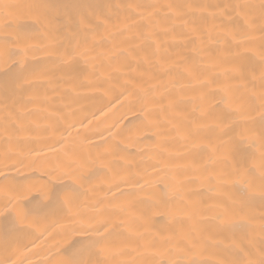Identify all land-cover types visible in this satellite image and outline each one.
Instances as JSON below:
<instances>
[{
    "label": "bare ground",
    "instance_id": "obj_1",
    "mask_svg": "<svg viewBox=\"0 0 264 264\" xmlns=\"http://www.w3.org/2000/svg\"><path fill=\"white\" fill-rule=\"evenodd\" d=\"M262 112L264 0H0V261L262 264Z\"/></svg>",
    "mask_w": 264,
    "mask_h": 264
},
{
    "label": "snow or ice",
    "instance_id": "obj_2",
    "mask_svg": "<svg viewBox=\"0 0 264 264\" xmlns=\"http://www.w3.org/2000/svg\"><path fill=\"white\" fill-rule=\"evenodd\" d=\"M261 119L264 120V112L261 113ZM77 194L78 188L72 184L67 185L63 191H57L55 189V186H52V188L45 190L41 193L42 197H45L49 200L60 201L65 204H70ZM261 195L264 196V190H262ZM11 209L12 205L11 202H9V204L5 206L4 211L8 212L11 211ZM27 215L28 213H24L19 218H14L12 229H10V231L21 230L24 219H26ZM96 243L102 244L103 240L97 241ZM0 264H6V262L0 261ZM62 264H92V262L90 260L85 259L82 253H73L69 256L67 260L63 261ZM262 264H264V262H262Z\"/></svg>",
    "mask_w": 264,
    "mask_h": 264
}]
</instances>
